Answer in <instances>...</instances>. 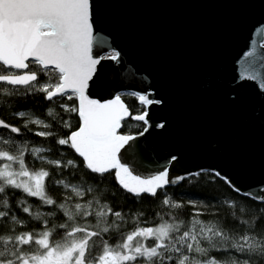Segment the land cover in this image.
Here are the masks:
<instances>
[{
    "label": "snow or ice",
    "instance_id": "6c2138e0",
    "mask_svg": "<svg viewBox=\"0 0 264 264\" xmlns=\"http://www.w3.org/2000/svg\"><path fill=\"white\" fill-rule=\"evenodd\" d=\"M92 47V0H0V97L6 103L21 96L49 102L48 123L32 119L25 111L14 115L24 119L29 131V125L49 129L35 135L54 138L51 148L29 147L0 133V264H264V230L255 228L259 218L251 223L243 220L226 231L217 223L196 218L199 211L188 224L156 213L159 223L139 226L134 215L137 226L126 235L120 231L124 215L113 211L101 186L111 187L114 178L116 190H122L126 197L142 201L144 196L162 195L160 202L165 208L179 210L183 203L171 199L164 190L201 173L170 178L165 168L141 178L121 162V149L136 138L121 134L123 122L131 119L146 124V113L133 115L119 95L106 101L87 95L89 81L100 63L92 55ZM107 58L115 60L116 55ZM139 102L152 103L144 95L139 96ZM54 125L59 126V135L51 130ZM0 129L17 137L21 133L20 127L2 119ZM61 149L70 158L63 153L60 159L44 155ZM26 152L41 164L60 170V175L67 171L72 177L79 174L81 180L73 184L65 178L53 179L49 170L30 167ZM225 182L235 193L240 192L231 181L225 178ZM53 185L67 190L60 202L47 191ZM18 190L40 202L33 211L24 198H17L23 213L42 221L39 231L16 229L23 220L10 204ZM187 203L195 207L193 201ZM225 204L236 207L231 201ZM41 206L50 210L42 212ZM238 211L245 213L246 209ZM50 217L62 222H52ZM237 229L238 235L230 234ZM112 234L117 237L115 244L109 242ZM222 250L233 252L236 259L222 260L214 254Z\"/></svg>",
    "mask_w": 264,
    "mask_h": 264
},
{
    "label": "water",
    "instance_id": "95a60500",
    "mask_svg": "<svg viewBox=\"0 0 264 264\" xmlns=\"http://www.w3.org/2000/svg\"><path fill=\"white\" fill-rule=\"evenodd\" d=\"M92 23L87 95L152 101L133 175L218 172L264 201V0H92Z\"/></svg>",
    "mask_w": 264,
    "mask_h": 264
},
{
    "label": "trees",
    "instance_id": "16d2710c",
    "mask_svg": "<svg viewBox=\"0 0 264 264\" xmlns=\"http://www.w3.org/2000/svg\"><path fill=\"white\" fill-rule=\"evenodd\" d=\"M120 96L133 115L145 112V105L139 102V97L137 95L122 93ZM49 106V102L43 101L39 97H12L9 98V102L7 103L3 97H0V119L21 128V133L18 137L16 134L4 133L3 129H0V133L14 137L18 143L26 142L29 147L51 148L54 145L53 137L44 138L35 135L37 131H47L49 129H44L42 126L29 125L32 129V131H29L28 128L24 127V119L14 115L15 112L25 111L32 119H42L48 123L47 108ZM145 127L146 124L143 121L126 119L123 122L120 132L121 134L138 135V133L144 131ZM51 130L57 132L58 135L60 134V129L57 125H54ZM62 153L65 158H70L67 157L66 150L63 149H61V151L47 152L44 153V155L47 158L60 159ZM25 158L26 163H28L30 167L36 170H39L41 167L45 170H49L53 179L65 178L73 184L81 180L79 174L72 177L67 171L60 175V170L46 163L41 164L28 152L25 153ZM200 173L201 176L189 178L181 181L177 185H169L164 190V193L171 199L183 203V207L179 210L165 208L160 202L162 195H158L156 198L144 196L142 201H138L130 195L126 197L122 190H116L118 185H116L114 178L111 187L101 186V188L108 193L106 200L113 208V211H121L123 213L124 221L121 224L120 231L125 235L137 226V219L133 218L134 215L139 220V226H154L156 223H159L160 217L157 216L156 213H161L165 219L178 217L180 220H183L185 224H188L197 211H199L201 215L196 218L204 223H217L221 227H224L226 231H230V229L243 220H248L249 223H251L255 218H259L255 224V228L257 230H264V211H261L264 209V201L256 200L241 193H235L225 182V179L214 176L212 174L213 172L205 171ZM92 186L95 187V185ZM47 191L57 202H60L63 199V194L67 190H64L60 186L53 185L47 187ZM17 198H24L26 200V205L32 206L33 211L36 210V205L40 203L37 198L26 197V195L22 194L19 190L16 192L15 196L11 198L10 207H12V211L17 215L18 219L23 220V223L15 226L16 229L20 231H32L35 228L39 231V225L42 221L32 220L28 214L23 213L18 207ZM86 198H91V195H87ZM188 201H193L195 207L188 204ZM225 201H231L236 207H228ZM240 208H245L246 212L240 213L238 211ZM39 210L44 212L50 209L46 206H41ZM140 212H143V216H139ZM234 213L235 215H233ZM60 215L62 214L58 213V216ZM49 219L55 223L62 222L56 217H50ZM110 219L116 218L110 217ZM89 220L92 223L95 222L93 218H89ZM80 223L82 224L83 221H80ZM230 234L238 235L239 229H237L236 233L230 232ZM116 239L117 237L115 234L109 236V242L111 244H115ZM214 254L222 260L236 259V255L227 250L214 252ZM189 255L191 256V254Z\"/></svg>",
    "mask_w": 264,
    "mask_h": 264
},
{
    "label": "rangeland",
    "instance_id": "374dc122",
    "mask_svg": "<svg viewBox=\"0 0 264 264\" xmlns=\"http://www.w3.org/2000/svg\"><path fill=\"white\" fill-rule=\"evenodd\" d=\"M113 54H115V53L111 52V53L105 54L103 57H110V56H112Z\"/></svg>",
    "mask_w": 264,
    "mask_h": 264
}]
</instances>
